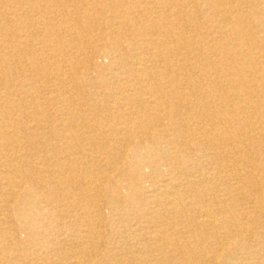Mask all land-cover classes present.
Segmentation results:
<instances>
[{"label": "bare ground", "instance_id": "1", "mask_svg": "<svg viewBox=\"0 0 264 264\" xmlns=\"http://www.w3.org/2000/svg\"><path fill=\"white\" fill-rule=\"evenodd\" d=\"M0 264H264V0H0Z\"/></svg>", "mask_w": 264, "mask_h": 264}, {"label": "rangeland", "instance_id": "2", "mask_svg": "<svg viewBox=\"0 0 264 264\" xmlns=\"http://www.w3.org/2000/svg\"><path fill=\"white\" fill-rule=\"evenodd\" d=\"M100 60L102 61L103 64H106L108 65V62H109V58L108 57H101ZM109 210L106 211L105 213L108 214Z\"/></svg>", "mask_w": 264, "mask_h": 264}]
</instances>
